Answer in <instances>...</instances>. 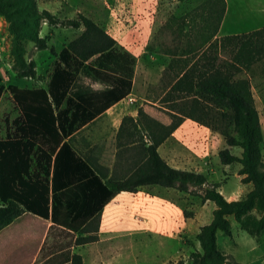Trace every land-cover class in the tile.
Returning a JSON list of instances; mask_svg holds the SVG:
<instances>
[{"label":"trees","instance_id":"1","mask_svg":"<svg viewBox=\"0 0 264 264\" xmlns=\"http://www.w3.org/2000/svg\"><path fill=\"white\" fill-rule=\"evenodd\" d=\"M205 2L208 20L214 23L213 38L225 1ZM0 16L8 24L12 69L18 79L41 78L35 61L26 58V43L44 51L52 28H83L57 54L46 88L7 87L19 115L12 130L0 139V231L29 213L77 234L76 246L95 243L107 204L120 193L157 186L215 205L210 223L196 235L199 249L189 254L186 264H239L219 249L217 233L231 238L229 216L252 238L264 232L263 134L252 93V82L257 80L264 102V27L215 38L208 47L215 56L203 52L197 60L173 61L180 68L159 101L169 122L161 123L142 108L136 117L124 116L109 174L81 158L71 139L131 93L135 57L81 13L74 19H60L39 11L36 0H0ZM42 23L49 28L43 37L39 35ZM219 52H226L228 60L218 61ZM95 84L101 88L94 89ZM185 120L223 137L226 147L218 152L219 163L239 164L241 182L252 186L241 199L226 201L218 191L220 183H209L203 173L174 169L160 157L158 148ZM230 148L241 149L240 157ZM71 247H58V253L43 264H82Z\"/></svg>","mask_w":264,"mask_h":264},{"label":"rangeland","instance_id":"2","mask_svg":"<svg viewBox=\"0 0 264 264\" xmlns=\"http://www.w3.org/2000/svg\"><path fill=\"white\" fill-rule=\"evenodd\" d=\"M205 1L186 0L180 3L176 0H36V5L39 11L47 10L60 19H74L81 13L129 50L136 59V66L132 90L124 102L129 108L128 114L136 117L137 109L142 108L151 117L167 124L169 119L159 101L180 68L173 61L197 60L203 52L208 56H215V52L208 48L215 38L244 34L264 27V0H224V15L216 35L212 38L214 23L208 20ZM47 31L48 26L42 23L39 35L43 37ZM76 37L77 33L73 31L56 28L46 50L37 51L32 43H26V58L35 61L36 73L41 78L35 81L18 79L12 69V38L7 22L0 16V139H4L12 130V123L19 115L7 87L14 85L22 89L46 88L57 54ZM210 38L212 39L207 42ZM217 56L218 61L229 58L226 52H219ZM171 63L173 67L169 69ZM259 83L257 80L252 82V93L262 128L264 159V102L259 87L256 86ZM81 134L71 139L72 146L90 148L91 145ZM94 140L100 143L92 148H101V132ZM225 147L219 133L187 121L175 137L160 148H178L181 155L187 153L195 160L201 156L195 163L189 164L191 170L204 175L205 171H210L206 175L208 182L220 183L222 189L229 193L239 188L242 182L241 176H238L239 164L229 165L223 172L224 166L219 163L218 152ZM230 151L237 157L241 155L239 148H230ZM155 188L158 189L148 187L141 190V200L132 202L134 209L131 211L128 204L124 206L125 210L115 222L119 230L112 231L108 228L101 232V240L79 249L84 264L188 262L189 254L194 249H199L196 229L212 219V211L199 198ZM248 190L246 188L242 193L238 190L235 196L226 198L231 201L239 200ZM147 195L164 198L167 202L162 203L158 198L146 200L143 196ZM121 204H114L108 211V223ZM160 205H170L172 209L162 215L157 208ZM228 220L232 236L227 238L218 233L219 249L232 256L239 264H264V232L255 239L242 231L232 216Z\"/></svg>","mask_w":264,"mask_h":264},{"label":"crops","instance_id":"3","mask_svg":"<svg viewBox=\"0 0 264 264\" xmlns=\"http://www.w3.org/2000/svg\"><path fill=\"white\" fill-rule=\"evenodd\" d=\"M54 29L56 28H52L53 35H54ZM59 29H67L73 31L77 33V37L83 32L82 27L77 30L71 28H59ZM74 39H72L71 41H73ZM127 51L129 52V50ZM93 88L100 89L101 86L95 84L93 85ZM125 100L126 98L116 103L108 110H106L104 113H102L99 117H97L92 122L85 125L84 127H82L73 134L74 137L77 134L82 133L81 135H84L85 137L84 139H86L87 143L91 145L90 148H73V150L81 158L86 159L91 166L108 170L109 174L112 172L115 163V154H116L115 137L121 119L124 116L134 117V115L128 114L129 108L124 104ZM187 121L190 120H185L180 127H183ZM180 127L164 143L172 139V137H175ZM100 132H101V148H92V146L100 143L94 140L98 135H100ZM108 133L109 136H107ZM82 142H84V140H82ZM160 147L157 150L160 157L168 164V166L174 169L192 171L191 168L189 167V164L195 163L196 160H199L201 157L198 156V158L195 160L191 158L189 155H187V153H183L181 155L178 152V148H160ZM225 167L227 166H224L223 172H225L224 170L226 169ZM209 172L205 171V175H208ZM242 178L243 176L240 177L241 180ZM240 185L241 188L240 187L236 188V190L229 193L225 192L222 189L223 187L219 188L218 191L224 197V199H226V201L230 202L231 200H228L226 197L231 198L235 196L238 190H240L242 193L244 189L249 188L250 190L252 187L250 183L248 184L240 183ZM149 187L150 188L154 187V189H158L155 188L157 186H149ZM146 188L148 187L140 188L139 191L135 194L120 193L109 204H107L104 207L100 217L98 231L96 233L98 237L97 242L101 240V232L105 231L106 229L109 228L112 231H116L120 229L119 226L115 224V222L120 217L121 212L125 210L124 206L126 207V205L128 204L130 206L129 207L130 211L131 209H134V207L132 208V202L141 200L140 191ZM168 190H172V189H165L163 191H168ZM143 198L144 199L146 198V200L151 201L158 197L156 196L151 197L147 195V197L143 196ZM158 200L162 203L167 202L166 199L161 197H159ZM237 200L238 199H233V201H237ZM119 203H122L120 208L117 209V213H114V215L110 217V221H109L110 223H108L107 222L108 211L113 207L114 204H119ZM204 205H208L211 211L215 209V205L212 202L207 201L204 203ZM146 208L149 211L151 210L148 207ZM157 208H159L158 210L161 212L162 215H164L166 212L169 213V211L172 209L170 205L167 206L160 205V207ZM210 221L211 220L209 219L206 224L210 223ZM203 225L204 224L200 225L199 227ZM199 227L196 229V234H198L199 232ZM77 236H78L77 234L72 235V233L69 231H65L62 228L53 226L49 220H43L29 213H23L22 215L17 217L10 225H8L7 227L3 228L0 231V264H43L44 262L48 261L54 254L58 253L57 251L58 247L63 248L67 245L72 246L71 251L73 254H77L81 256L82 264H84V258L83 255L79 252V249H82V247L87 246L89 244L81 245V246L74 245Z\"/></svg>","mask_w":264,"mask_h":264}]
</instances>
